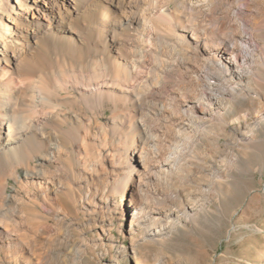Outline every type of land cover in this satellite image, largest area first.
I'll return each mask as SVG.
<instances>
[{
	"label": "bare ground",
	"instance_id": "6f19581e",
	"mask_svg": "<svg viewBox=\"0 0 264 264\" xmlns=\"http://www.w3.org/2000/svg\"><path fill=\"white\" fill-rule=\"evenodd\" d=\"M263 125L264 0H0V264H163Z\"/></svg>",
	"mask_w": 264,
	"mask_h": 264
},
{
	"label": "rangeland",
	"instance_id": "374dc122",
	"mask_svg": "<svg viewBox=\"0 0 264 264\" xmlns=\"http://www.w3.org/2000/svg\"><path fill=\"white\" fill-rule=\"evenodd\" d=\"M257 107L258 99L254 102L239 99L228 118L245 111L253 114ZM252 122L249 117L248 123ZM258 134L264 137V125ZM238 164L245 169V173L237 175L238 178L236 176L238 182L233 185L224 203L216 200L209 204L210 216L205 225L208 232L199 237L197 243L191 238H182L180 243L162 249L163 264H264V152L242 155ZM115 200L118 201V198L115 197ZM110 220L113 222L112 234L119 246L124 248L119 257L120 264H134L129 237L121 232L124 230L122 216L113 214ZM101 226L108 228V221L92 225L89 235L96 236ZM106 246L110 250L106 256L109 260L116 256V250L111 249L108 243ZM157 248L149 246L148 254L145 253L146 264L152 263L151 255ZM89 264H99V260L91 259Z\"/></svg>",
	"mask_w": 264,
	"mask_h": 264
}]
</instances>
